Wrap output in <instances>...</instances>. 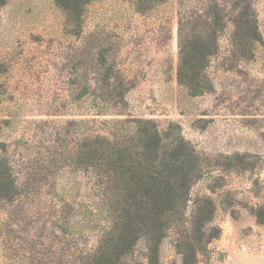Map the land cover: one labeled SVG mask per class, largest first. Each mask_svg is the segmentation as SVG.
<instances>
[{"label": "rangeland", "instance_id": "rangeland-1", "mask_svg": "<svg viewBox=\"0 0 264 264\" xmlns=\"http://www.w3.org/2000/svg\"><path fill=\"white\" fill-rule=\"evenodd\" d=\"M213 1L226 22L237 13L233 0H163L142 13L131 0H88L76 19L70 0H0V172L19 193L0 198V264H54L65 253L52 196L84 199L87 174L73 170V152L138 120L180 135L196 156L185 221L204 199L214 213L195 264H264V0H251L261 43L249 59L233 53L227 22L206 70L211 90L191 96L176 81L179 13L207 16ZM104 79L130 83L122 107L93 108ZM188 230L168 233L157 264H182ZM147 255L141 238L121 264H148Z\"/></svg>", "mask_w": 264, "mask_h": 264}, {"label": "trees", "instance_id": "trees-1", "mask_svg": "<svg viewBox=\"0 0 264 264\" xmlns=\"http://www.w3.org/2000/svg\"><path fill=\"white\" fill-rule=\"evenodd\" d=\"M87 1L70 0L65 11L79 19L81 5ZM162 1L131 3L142 13ZM233 1L232 11L237 13L227 21L232 25V50L238 58L249 59L254 46L261 43L257 19L251 0ZM207 12V16L191 15L187 20L180 13L178 16L176 81L191 96L211 90L206 70L227 24L216 1ZM93 86L105 94L99 97L102 104L93 107L100 112L107 107H122L131 87L124 80L112 84L107 79ZM134 124L132 131L120 137L89 135L73 152L72 168L84 169L87 189L81 202L52 196L58 204L53 225L62 237L57 243L66 246L65 253L52 259L54 264H121L141 238L147 243L148 264H157L161 242L172 229L178 230L185 223L189 226L190 247L188 253H181L182 264L196 263L201 250L196 246L207 242L205 228L214 213L212 203L204 199L185 221L189 189L197 176L196 156L180 135L171 137L149 120ZM6 168L0 172V198L11 202L19 193L16 180ZM78 222L82 232L74 229ZM67 237L72 239L70 243H66ZM89 239L92 245L85 248Z\"/></svg>", "mask_w": 264, "mask_h": 264}]
</instances>
